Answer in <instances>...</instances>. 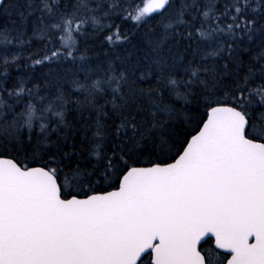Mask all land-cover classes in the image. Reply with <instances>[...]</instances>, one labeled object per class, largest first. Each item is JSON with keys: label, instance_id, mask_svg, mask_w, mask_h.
Listing matches in <instances>:
<instances>
[{"label": "snow or ice", "instance_id": "snow-or-ice-1", "mask_svg": "<svg viewBox=\"0 0 264 264\" xmlns=\"http://www.w3.org/2000/svg\"><path fill=\"white\" fill-rule=\"evenodd\" d=\"M0 14V264H264V0Z\"/></svg>", "mask_w": 264, "mask_h": 264}, {"label": "trees", "instance_id": "trees-1", "mask_svg": "<svg viewBox=\"0 0 264 264\" xmlns=\"http://www.w3.org/2000/svg\"><path fill=\"white\" fill-rule=\"evenodd\" d=\"M5 25L11 26L8 22V18L4 16L3 14H0V28H3ZM100 49L97 46H93L92 50L90 51L89 55L95 59V53L99 51Z\"/></svg>", "mask_w": 264, "mask_h": 264}]
</instances>
